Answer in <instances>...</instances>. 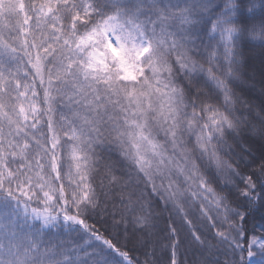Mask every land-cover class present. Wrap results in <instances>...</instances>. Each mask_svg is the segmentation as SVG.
I'll use <instances>...</instances> for the list:
<instances>
[{"label": "snow or ice", "instance_id": "obj_1", "mask_svg": "<svg viewBox=\"0 0 264 264\" xmlns=\"http://www.w3.org/2000/svg\"><path fill=\"white\" fill-rule=\"evenodd\" d=\"M0 264H264V0H0Z\"/></svg>", "mask_w": 264, "mask_h": 264}, {"label": "rangeland", "instance_id": "obj_2", "mask_svg": "<svg viewBox=\"0 0 264 264\" xmlns=\"http://www.w3.org/2000/svg\"><path fill=\"white\" fill-rule=\"evenodd\" d=\"M257 68H259V62L257 61Z\"/></svg>", "mask_w": 264, "mask_h": 264}]
</instances>
